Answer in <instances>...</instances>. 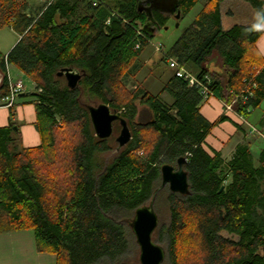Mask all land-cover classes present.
Here are the masks:
<instances>
[{"label":"trees","instance_id":"trees-1","mask_svg":"<svg viewBox=\"0 0 264 264\" xmlns=\"http://www.w3.org/2000/svg\"><path fill=\"white\" fill-rule=\"evenodd\" d=\"M199 1L177 0L174 17L178 9L185 17ZM223 1L205 0L154 67L169 56L200 78L209 74L214 97L255 125L251 116L264 103L257 45L264 0H246L256 18L229 28ZM167 10L161 0H45L35 7L0 0V27L19 35L8 53L0 51V98L9 93L14 65L35 85L29 94L41 137L37 146H22L10 108V124L0 127V232L34 230L38 251L56 255V264H121L133 243L127 218L150 200L162 165L185 156L191 192H170V221L156 232L167 241L166 264H264V138L245 136L228 158L210 152L206 137L228 117L209 121L201 89L167 62L171 74L157 95L143 83L131 91L123 83L152 32L167 25ZM70 66L84 72L76 89L58 75ZM100 103L120 111L132 131L110 158L116 137L98 138L85 106ZM259 121L264 125V111Z\"/></svg>","mask_w":264,"mask_h":264},{"label":"rangeland","instance_id":"rangeland-1","mask_svg":"<svg viewBox=\"0 0 264 264\" xmlns=\"http://www.w3.org/2000/svg\"><path fill=\"white\" fill-rule=\"evenodd\" d=\"M44 1L45 0H29L30 5L33 7L43 4ZM204 3H205V0L199 1L185 17L179 18V19H176L172 12L168 10L165 12L169 14L170 16L168 19L167 25L163 29L156 31L155 33L152 32V35H153L152 40L150 44L144 49L143 53L141 54V59L139 61L138 67L133 71V74L126 76L123 79V83L126 89L130 91L134 90L136 89L137 85H139V83H143L144 87H146L149 90V92L153 95H157L162 91L164 83L167 80L168 76L171 74V71L170 69H168L166 62L161 63L158 68H155L154 64L165 56L164 53L170 48V46L173 45L175 40L181 35L184 29L191 23L194 17L200 12ZM221 14H222V21H223L224 28L232 27L235 24H249L252 21H254V19L256 18L255 9L251 5V3L246 0H224L221 3ZM177 23H179L178 26H177ZM18 39H19L18 33L14 31L11 27H8V26L0 27V51L1 52L3 53L9 52L13 48V46H15ZM159 46H161L162 48L158 49ZM210 67L213 68L214 66H210ZM9 69L12 73L10 74L12 75L14 79L15 78L23 79L24 84L26 86V89H25L26 92L34 91L35 85L30 78H28L25 74L20 72L14 65H9ZM161 98L164 99V101L168 103L172 102V99L168 93H161ZM208 102L209 100L204 103L205 105L202 107L203 111L208 110L210 108L211 103H208ZM223 103L225 102L223 101ZM227 105L231 106L230 108L233 109L234 111V108L232 107V103H229V104L225 103L226 109H227ZM212 106L210 109H212ZM224 110H225L224 106L223 105L222 107L220 106V112L223 113ZM262 111H264V103L251 116L252 120L255 122V125H257V127L253 124L252 125L255 126L257 129L259 128L260 130H264V125L259 121ZM230 115L233 116L236 119V121H238L237 117L233 113H230ZM213 119H216V115L213 116ZM228 120L229 119L226 118L225 120L220 121L218 125L216 126H219L221 123L223 124V122L228 121ZM229 122L232 125L236 126L235 123L231 122L230 120ZM115 124L119 125L118 128L116 126L117 131L114 133L116 137L120 132L121 126L118 122H116ZM244 125H245L244 127H246L248 130L247 133H248L249 138H253V137L258 138L256 137V135H259L257 132H251L250 126L247 125L246 123ZM245 136L246 135H244V137L241 138V141L245 139ZM213 139L214 140L216 139L217 142L221 141L220 140L221 138H213ZM236 140L232 142L231 146L224 149L223 156L225 158H228L232 155L234 151V148H233L234 142ZM253 154L256 158L258 157L255 151L253 152ZM110 156L112 157V152L107 154V158H110ZM160 182L161 181H159L158 184H160ZM170 192L171 191L168 189V187H166L158 194L156 198L155 208L159 216V225L153 234L154 240L158 242L159 244H161L162 246H164L167 252H168V249H167L166 238L158 240L157 239L158 235H156V232L161 224L163 223L168 224L170 221V209H169V204H168V195L170 194ZM133 216L134 215H131L127 219L128 220L132 219ZM122 221L124 222L125 219ZM131 238L133 242L131 243V251L129 252V255L127 256L128 260H124V261L137 262L139 261L140 249H139V245L136 242V238L134 234ZM166 259L164 260L162 264H166Z\"/></svg>","mask_w":264,"mask_h":264},{"label":"water","instance_id":"water-1","mask_svg":"<svg viewBox=\"0 0 264 264\" xmlns=\"http://www.w3.org/2000/svg\"><path fill=\"white\" fill-rule=\"evenodd\" d=\"M177 7V0H173L168 11L174 12ZM181 17L180 9L175 15L176 19ZM179 23H177V26ZM213 66V64L211 65ZM213 69V68H211ZM59 76L65 77L70 88L76 89L80 85L84 72L74 66L64 67L58 72ZM4 78V73L0 70V87ZM89 111L90 120L95 135L100 139H107L113 136L115 123L121 126L119 134L115 140L116 148L112 155L118 153L132 139V131L127 119L116 109H111L109 104L100 103L98 105L85 104ZM17 128V127H15ZM111 157V156H110ZM188 160L185 156L177 159V168L165 163L161 167V183L154 190L148 203L135 210L133 218L130 220V228L135 235L139 245V261H124L121 264H162L167 257V251L153 238V234L159 225V216L155 208L158 194L168 186L172 193L187 195L191 192L188 171L185 165ZM223 189V186L221 190Z\"/></svg>","mask_w":264,"mask_h":264},{"label":"crops","instance_id":"crops-1","mask_svg":"<svg viewBox=\"0 0 264 264\" xmlns=\"http://www.w3.org/2000/svg\"><path fill=\"white\" fill-rule=\"evenodd\" d=\"M262 29L264 30V23ZM257 45L264 55V33ZM8 70L11 73L9 66ZM29 93L26 91L20 93L14 106L16 112L14 119L17 123L15 130L19 129L20 141L24 147H34L41 143V137L36 127L37 111ZM208 103H211V106L213 105L212 109H210V106L208 110L203 111L202 107L204 104L201 107V113L209 121L213 122L225 115L236 126L232 125L229 120L223 122V124L221 123L219 126H215L212 132L206 137V148L210 152L217 150L223 153L224 149L231 146L232 142L237 139L234 142L233 148L235 149L237 144L242 142L241 138L244 135L248 138V135L239 129L240 125L245 124L244 120L236 112L226 109L225 103L216 97L210 98ZM222 105L225 108L223 113L220 112V106L222 107ZM230 113H233L238 121ZM214 115H216V119H213ZM10 118V107L0 106V127L8 126L10 124ZM213 138H221V141L217 142ZM56 261V255L38 251L34 230L22 229L0 232V264H56Z\"/></svg>","mask_w":264,"mask_h":264},{"label":"built area","instance_id":"built-area-1","mask_svg":"<svg viewBox=\"0 0 264 264\" xmlns=\"http://www.w3.org/2000/svg\"><path fill=\"white\" fill-rule=\"evenodd\" d=\"M162 47L159 46L158 49H161ZM166 53H164L165 55ZM166 62L172 68L175 70V73L177 76L185 78L190 86H196L201 89V92L204 94V99L208 101L212 96H214L213 92L210 89V83H211V77L209 74H206L204 77L200 78L196 76L195 74L189 72L185 67L180 65L176 59L166 56ZM8 80H9V93L5 96L0 98V106L5 107H14L16 99L18 95L22 92H25L26 86L24 84V81L22 78H13L10 72L8 71ZM231 106L227 105V109L232 110L230 108ZM235 112V111H234ZM241 116V115H240ZM241 118L244 120V122L250 126L251 132H257L261 137L264 138V134L261 133L255 126L251 125L249 122H247L244 117L241 116Z\"/></svg>","mask_w":264,"mask_h":264},{"label":"flooded vegetation","instance_id":"flooded-vegetation-1","mask_svg":"<svg viewBox=\"0 0 264 264\" xmlns=\"http://www.w3.org/2000/svg\"><path fill=\"white\" fill-rule=\"evenodd\" d=\"M157 1V0H156ZM158 1H160V0H158ZM164 4H166L167 6H168V8H170L171 7V4H172V1L173 0H161ZM176 168H177V161H176V163L175 164H173ZM168 187V186H167ZM166 188V187H165ZM169 189V188H168Z\"/></svg>","mask_w":264,"mask_h":264}]
</instances>
